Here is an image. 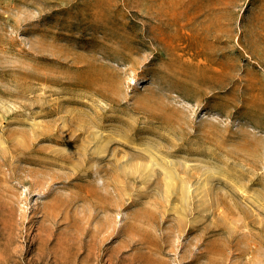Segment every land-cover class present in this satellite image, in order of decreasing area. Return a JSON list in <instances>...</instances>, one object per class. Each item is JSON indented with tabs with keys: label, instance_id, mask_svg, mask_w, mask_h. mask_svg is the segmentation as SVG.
I'll return each mask as SVG.
<instances>
[{
	"label": "rangeland",
	"instance_id": "1",
	"mask_svg": "<svg viewBox=\"0 0 264 264\" xmlns=\"http://www.w3.org/2000/svg\"><path fill=\"white\" fill-rule=\"evenodd\" d=\"M0 264H264V0H0Z\"/></svg>",
	"mask_w": 264,
	"mask_h": 264
}]
</instances>
